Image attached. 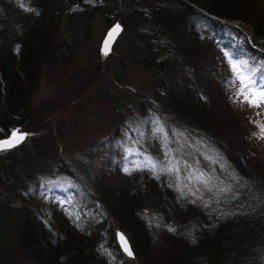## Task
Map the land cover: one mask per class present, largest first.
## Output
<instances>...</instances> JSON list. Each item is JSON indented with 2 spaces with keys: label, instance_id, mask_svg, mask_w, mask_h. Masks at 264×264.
Returning a JSON list of instances; mask_svg holds the SVG:
<instances>
[{
  "label": "rangeland",
  "instance_id": "374dc122",
  "mask_svg": "<svg viewBox=\"0 0 264 264\" xmlns=\"http://www.w3.org/2000/svg\"><path fill=\"white\" fill-rule=\"evenodd\" d=\"M3 2L6 0H0V59L3 60L9 50L17 56L20 46L14 45V39L18 42L24 38L25 42L30 32L39 30L46 39L34 52L37 70L28 82L29 94L24 101L22 117H14L19 115L21 106L15 105L10 110L0 98V138L8 136L6 131L10 128L30 133L15 149L0 155V264H98L92 255L99 240L95 236L93 242L80 243V248L69 252L60 251L57 257L45 243L44 230L49 224L54 231L57 230V217L62 210L73 207L82 211L79 203L70 200L69 192L73 191L82 199L84 193L92 194L95 188L105 190L107 186L112 191L124 183L125 167L133 168L131 178L144 177L145 180L137 182L143 181L148 188H154L155 183L145 174L151 169L134 168L132 162L142 157L129 156L128 150L138 149L154 156L147 149L136 147L134 137L129 140L126 136V132L133 131L132 126L140 122L134 123L131 119V116L138 117L132 111L137 101L134 95L151 96L154 90L152 73L140 61L147 45L134 27L123 24L121 18H127L125 13L128 10L122 8L128 0H122L119 9L114 8L109 0H41L40 11L27 8L17 15L12 10L10 13L5 11V14ZM238 2L249 17H256L264 23V0ZM116 20L122 24V31L112 44L109 55L101 56V41ZM183 38L188 41L190 35ZM185 43L186 49L189 48ZM196 50L200 54L203 48ZM204 56L207 71L211 61L208 54ZM197 74L205 88L206 119L217 133L213 134L223 137L233 151L240 153L238 157L242 156L253 171L264 176V138H258L260 128L257 123L264 124V103L250 107L241 102L243 96H236L239 79L232 87L229 85L224 94L217 87L216 78L208 80L203 71ZM191 101L201 104L194 95ZM156 137L158 140L145 146L155 147L163 158V137ZM18 164L24 167L19 168ZM28 165L33 174L28 180L29 192L23 195L14 189L16 182H13L12 175H15V168L18 172H25ZM139 184L136 186L143 188ZM119 190L117 188L115 193L118 194ZM166 194L168 197L162 198L159 205L162 215L149 218L152 230H144L142 214H138L142 220H138L139 227L133 226L123 214L116 218L119 210L113 207V212L112 204L106 201L113 217L106 222V236L101 234L113 248L103 253L98 245L99 252L95 253L103 264H198L189 257L196 252V247L190 238L184 239L178 234L176 225L196 216L206 218L216 211L213 206L212 210L202 209L200 204L192 203L188 197L181 199L171 190ZM52 197H58L57 201ZM103 207L107 208L106 205ZM86 215L90 216H85L86 222L92 225L94 218L91 214ZM170 228L177 231H170ZM118 230L129 239L132 257L118 247L115 236ZM86 245L90 247L89 253ZM116 249L120 252L115 254ZM233 252L238 258L230 264H251L250 253L235 248ZM217 256L209 263L224 264L232 257Z\"/></svg>",
  "mask_w": 264,
  "mask_h": 264
},
{
  "label": "trees",
  "instance_id": "16d2710c",
  "mask_svg": "<svg viewBox=\"0 0 264 264\" xmlns=\"http://www.w3.org/2000/svg\"><path fill=\"white\" fill-rule=\"evenodd\" d=\"M109 1L114 8L117 6L119 9L122 0ZM42 2L6 0L2 5L6 7L4 13H10L9 10H12L17 15L27 8H33L35 12L40 11L42 7L39 3ZM124 6L122 9L128 12L125 13L127 18H121L123 24L134 27L147 45L140 61L151 71L154 85L151 96L134 95L137 101L132 111L138 117L131 116V119L134 123L138 120L140 122L132 126L133 131H127L128 135L137 139L138 146L160 158H155L158 161H164L166 150H171L173 155L183 157L189 163L198 160L200 168L232 185V192L220 196L218 203L214 202L207 207L212 210L213 206L218 211L206 218L196 216L179 226L176 225L179 227L178 234L184 239L190 238L191 244L196 247V252L189 255L190 261L210 264L209 262L220 254L221 258H229L232 255L230 262L223 261L224 264H230L238 258L236 251L233 252L235 248L250 253L251 264H264V176L259 171H253L250 163L242 156L238 157L240 153L233 151L231 144L229 145L223 137L214 135L217 133L210 128L206 119L205 88L197 78V73L201 71L206 74L208 80L211 77L216 78L217 87L225 94L228 86L232 87L238 80L234 77V63L242 69H251L256 75L264 73V23L256 17H249L238 0H128ZM187 35H190L188 41L183 38ZM25 38V42L24 38L18 42L14 39V45L20 46L17 56L9 50L4 59H0L1 102L10 110L15 105L21 106L19 115H15V118L23 115L25 111L24 101L29 94L28 82L33 79L37 70L34 52L46 39L39 30L30 32ZM185 41L189 44L187 49ZM200 47L203 50H200ZM196 49L200 50V54L196 53ZM206 54L211 61L207 71V64L203 63ZM198 62L201 64H197ZM213 71H216V75H213ZM192 95L201 104H193ZM225 98L227 99L226 96ZM159 128H164L165 132H159ZM10 131L11 128L7 129L6 133ZM156 135L159 139L163 137V158L155 147L150 149L145 146L158 140ZM226 146L232 153L222 148H227ZM4 152L8 150L0 152V155ZM205 155H210L218 160V163L212 164L210 160L205 159ZM221 164H226L224 170L221 169ZM17 166L24 167L20 164ZM29 167L28 165L25 172H18L15 168V175H12L13 182L18 184H13L14 189L23 195L29 192L28 180L33 174ZM212 169H215L214 173ZM133 172H126L122 187L116 185L112 191L107 186L105 190L95 188L92 194L84 193L82 199L73 194V191L69 192L70 200L79 203L82 211L73 207L62 210L58 213L57 230L54 231L51 224L45 228L43 237L45 243L49 244V250L53 254L56 252L59 257L60 251L69 252L80 248V243L93 242L95 236L99 240L96 250L92 249L93 261L103 264L104 261L95 251L99 252L100 246L103 253L110 252L113 248L102 238V234L105 237L107 233L106 222L113 217L112 211L115 212L113 207L119 210L116 218L123 214L135 227H139V215L142 214L145 219L141 220L144 230H152L149 218L156 219L158 215H162L159 205L162 198L168 197L166 191L171 190L175 196L181 197L175 188L177 180L175 175L170 178L168 174H160L157 178L150 170L145 174L155 183L151 189L145 182H137L140 179L145 180L144 177L131 178ZM119 173L123 175L120 171ZM233 174L239 179H234ZM180 175L185 176L187 173L182 171ZM65 176L75 183L71 176ZM131 180L134 184L129 182ZM137 184L142 185L144 189L137 187ZM117 188L120 189L118 194L115 193ZM234 195L235 198H232ZM52 198L54 201L58 199ZM188 198L193 199L191 196ZM203 198L210 200L213 196L206 192ZM106 201L112 204V211ZM198 201L196 203L200 204L202 209L206 208ZM221 211L233 214L221 215ZM86 214H91L94 218L92 225L86 222ZM36 245L39 244L36 242ZM89 248V245L85 246L88 253ZM119 252L115 250V254ZM69 255L72 254L67 256Z\"/></svg>",
  "mask_w": 264,
  "mask_h": 264
},
{
  "label": "snow or ice",
  "instance_id": "6c2138e0",
  "mask_svg": "<svg viewBox=\"0 0 264 264\" xmlns=\"http://www.w3.org/2000/svg\"><path fill=\"white\" fill-rule=\"evenodd\" d=\"M119 29L120 25L117 24L108 33V38H106L104 42V55H107L110 50L109 40L114 38L113 34L118 33ZM232 68L235 69L234 77L240 80V88L236 91L237 98L243 96V101L241 102L248 103L250 107H259L262 103H264V73L256 75L251 69H242L235 63L232 65ZM245 72H247V74H245ZM257 123L260 128L258 138H264V124H259V122ZM157 130L161 133L165 132L164 128H159ZM28 135L30 134L22 132L20 129H12L11 134L7 138L0 139V151L16 147L22 143ZM181 135H183V133H181ZM253 135L257 134L253 133ZM128 155L142 157V159L132 162L133 167L136 169L150 168L157 178H159L160 174H168L170 178L175 175L177 180L175 188L179 192L181 198L191 196L193 197L191 200L192 203H196L197 200H199L206 208L214 202L218 203L220 196L232 192L231 184L225 183V181L221 180L219 176L210 175L209 172L200 168L198 166V160L195 161V163H189L183 157L173 155L171 150H166L164 161H158L154 157L140 152L138 149H129ZM205 159L210 160L212 164L218 163V160L213 159L210 155H205ZM220 167L224 170L226 168V164H221ZM132 170L133 168H124L125 172H131ZM182 171L187 173V175L181 176L180 173ZM212 172L214 173L215 169H212ZM233 178L237 180L239 179L234 174ZM206 192L211 193L213 199L205 200L203 197ZM232 198H235V195ZM213 211H218V209L214 208ZM220 214L231 215L233 213H223L221 211ZM169 230L174 231L175 229L170 228ZM117 237L122 249L127 253V255L132 256L133 252L131 251L127 237L120 232L117 233Z\"/></svg>",
  "mask_w": 264,
  "mask_h": 264
},
{
  "label": "water",
  "instance_id": "95a60500",
  "mask_svg": "<svg viewBox=\"0 0 264 264\" xmlns=\"http://www.w3.org/2000/svg\"><path fill=\"white\" fill-rule=\"evenodd\" d=\"M117 24H119L120 25V29L118 30V33H114L113 34V39H110L109 40V47H110V50L112 49V44L114 43V41L116 40V38H117V36L120 34V32H121V30H122V25L118 22V21H116L111 27H109V29L105 32V35H104V37H103V39H102V41H101V45H100V48H99V52H100V55L101 56H106V55H104V52H103V50H104V48H105V40H106V38H108V33L110 32V30L115 26V25H117ZM110 50L108 51V53L110 52ZM8 137V136H7ZM7 137H4V138H0V139H5V138H7ZM118 232H120V233H123L121 230H118V231H116V239H117V243H118V245H119V247L121 248V250L125 253V254H127L123 249H122V247H121V244H120V242H119V240H118V237H117V233ZM124 234V233H123ZM125 235V234H124ZM126 236V235H125ZM127 237V236H126ZM128 239V238H127ZM128 243H129V245H130V247H131V244H130V242H129V240H128ZM131 251H132V248H131ZM133 252V251H132ZM129 256V255H128ZM133 256V255H132ZM132 256H130V257H132Z\"/></svg>",
  "mask_w": 264,
  "mask_h": 264
},
{
  "label": "bare ground",
  "instance_id": "6f19581e",
  "mask_svg": "<svg viewBox=\"0 0 264 264\" xmlns=\"http://www.w3.org/2000/svg\"><path fill=\"white\" fill-rule=\"evenodd\" d=\"M101 45V44H100ZM100 48V47H99ZM29 189V188H28Z\"/></svg>",
  "mask_w": 264,
  "mask_h": 264
}]
</instances>
